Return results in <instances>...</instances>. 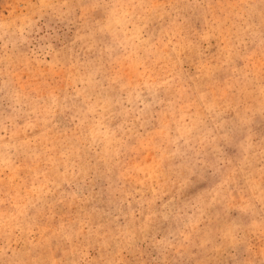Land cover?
<instances>
[{"label": "rangeland", "instance_id": "obj_1", "mask_svg": "<svg viewBox=\"0 0 264 264\" xmlns=\"http://www.w3.org/2000/svg\"><path fill=\"white\" fill-rule=\"evenodd\" d=\"M0 264H264V0H0Z\"/></svg>", "mask_w": 264, "mask_h": 264}]
</instances>
